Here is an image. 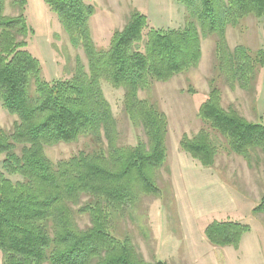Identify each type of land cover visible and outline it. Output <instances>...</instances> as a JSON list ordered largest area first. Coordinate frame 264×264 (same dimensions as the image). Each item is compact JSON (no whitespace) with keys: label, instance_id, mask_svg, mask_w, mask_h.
Segmentation results:
<instances>
[{"label":"trees","instance_id":"1","mask_svg":"<svg viewBox=\"0 0 264 264\" xmlns=\"http://www.w3.org/2000/svg\"><path fill=\"white\" fill-rule=\"evenodd\" d=\"M175 1L184 8L181 26L154 27L133 7L108 46L97 48L88 27L91 0H43L87 56L86 67L77 60L69 77L47 80L28 48L35 33L27 0H0V102L16 116L10 130L0 128V264H168L145 260L124 227L144 194L163 195L157 178L165 169L168 120L139 92L196 67L203 37H214L213 76L197 110L202 124L182 134L179 148L202 167L230 152L250 167L264 163V123L223 107L217 84L255 100L264 45L230 47L226 30L246 19L264 28V0ZM104 83L123 92L122 111L138 130L133 145L122 137ZM80 139L84 146L67 158L46 154ZM252 211L264 213V195ZM82 216L87 224L80 227ZM249 230L240 221L213 220L204 236L214 246L237 247Z\"/></svg>","mask_w":264,"mask_h":264},{"label":"rangeland","instance_id":"2","mask_svg":"<svg viewBox=\"0 0 264 264\" xmlns=\"http://www.w3.org/2000/svg\"><path fill=\"white\" fill-rule=\"evenodd\" d=\"M43 3V0H31V4L26 6V17L35 33L28 48L39 59L45 79L66 78L70 76L77 60L87 66V56L81 46L72 45L56 16ZM91 3L95 10L88 19V27L97 48L108 46L112 32L124 26L133 7L142 11L154 27H178L183 24L184 8L175 0H91ZM260 28L261 22L249 19L246 25L236 28L229 39H241L244 35L238 32L246 31L251 36L248 46L256 49L262 46L258 36ZM202 43L203 56L196 67L169 80L155 82L148 92H139L140 97L154 100L168 120L165 169L163 168L161 177L157 178L163 195L158 197L144 194L134 220H129L124 227L147 260H150V251L157 240L155 235L166 239L167 243L162 250L167 251L170 249L169 245L173 246L172 235L178 241H183L184 228L192 227L188 242L191 243L189 247L196 263L264 264V213L257 214L258 217L253 216L254 218L251 216V208L264 195V165L248 169L240 155L230 152L220 153L213 167H202L179 148L178 142L182 134L192 135L202 124L197 110L208 94V79L213 76L214 37H203ZM263 81V77L257 78L256 89ZM217 84L221 90L223 107L234 105L247 120L264 123V112L260 113L261 116L258 115L256 101L247 92L238 87L230 89L221 81ZM103 89L117 118L122 137L125 142L135 144L138 130L122 111V90L107 83L103 84ZM15 119L16 116L10 114L0 102V128L10 130ZM83 146V139L59 143L47 147L46 154L55 161L69 157ZM221 186L224 190H221ZM243 196L253 202L251 207ZM224 208L231 211L235 221L247 223L250 230L243 234L237 247L217 246L211 250L206 249L205 242L201 241L203 239L207 243L204 228L210 221L217 220H210L209 212L211 209ZM86 224L85 216L78 219L80 227ZM176 262L177 260H173L168 263L177 264Z\"/></svg>","mask_w":264,"mask_h":264},{"label":"crops","instance_id":"3","mask_svg":"<svg viewBox=\"0 0 264 264\" xmlns=\"http://www.w3.org/2000/svg\"><path fill=\"white\" fill-rule=\"evenodd\" d=\"M29 3L31 4V0H27V4L29 6ZM44 4V3H43ZM244 25H246V23L249 22V19H246L244 21ZM236 27H232V26H229L226 30V40H227V43L230 47H233L235 46L236 44H245V45H250V35H248V33L246 31L244 32H238L239 34H242L244 35V37H242L241 39L239 38H234V39H229L230 36L236 32L235 31ZM256 33H257V30H256ZM237 36V35H236ZM258 36L259 38L261 39V43L262 45H264V28H260V30H258ZM208 37H211V36H208ZM255 39V38H254ZM202 41H203V38L201 40V58L203 56V46H202ZM256 44L258 45L259 43L256 42ZM263 100H262V99ZM256 101V111L258 113V115L261 116V112H264V81L262 83L261 86H258L257 89H256V95H255V100ZM261 118V117H260ZM250 121V120H249ZM245 161V160H244ZM246 162V161H245ZM264 165V163H260L258 166H253V167H250L248 166L247 162H246V166L248 169H256L258 167H260L261 165ZM264 167V166H263ZM211 182H213V179L210 178ZM217 185V184H216ZM221 190H224V187H220ZM226 189V188H225ZM244 199H247V204L252 205L253 202H249L248 201V198L243 196ZM224 200V199H223ZM231 200V199H229ZM255 203V202H254ZM215 205H218L217 203ZM210 206H212V203L210 204ZM253 207L251 208V216L252 218L254 217H258L257 214H261V213H253L252 211ZM210 215L208 216L210 218V220L212 219H217V220H227V219H233L234 220V217H232V215L230 214L231 211L227 208H224L222 210L220 209H211L210 210ZM208 215V214H207ZM254 216V217H253ZM201 225V224H200ZM199 225V227H200ZM192 227L190 228H184L183 232H182V240L183 241H178V239L176 237H174L172 235V238H173V246L169 245L170 249L167 250V251H163L162 250V247L167 243L165 240L161 239L160 236L158 237L157 235H155V243L153 244V250L150 251V256H149V259L150 260H147V258H145V260L147 261H152L155 259V256H157L158 258L157 259H160V260H163V261H166L167 263L170 262V261H173V260H177V264H181L183 262L182 259L185 260V263L184 264H198L195 262V259L193 258L194 257V253L193 251L190 249V245L191 243L188 242V239H189V233L192 231L191 229ZM168 234V233H167ZM204 234V232H203ZM146 238V236H144ZM205 237V236H204ZM206 239V238H205ZM201 241L204 243L205 242V245H206V249H209L211 250L212 247L216 248L217 246H214V245H211L208 241L206 243V241H204L203 239H201ZM227 247V246H225ZM162 254H170L169 256H163ZM143 255V254H142ZM164 258V259H163ZM182 261V262H180ZM192 261V262H191ZM169 264V263H168ZM203 264V263H202Z\"/></svg>","mask_w":264,"mask_h":264}]
</instances>
